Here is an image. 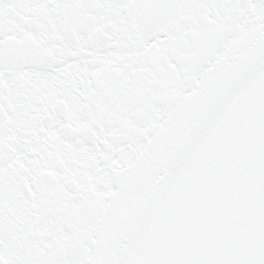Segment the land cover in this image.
Listing matches in <instances>:
<instances>
[{
	"label": "snow or ice",
	"instance_id": "obj_1",
	"mask_svg": "<svg viewBox=\"0 0 264 264\" xmlns=\"http://www.w3.org/2000/svg\"><path fill=\"white\" fill-rule=\"evenodd\" d=\"M0 264H264V0H0Z\"/></svg>",
	"mask_w": 264,
	"mask_h": 264
}]
</instances>
